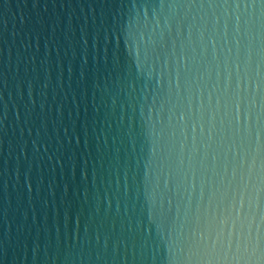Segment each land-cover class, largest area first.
<instances>
[{
	"label": "water",
	"instance_id": "95a60500",
	"mask_svg": "<svg viewBox=\"0 0 264 264\" xmlns=\"http://www.w3.org/2000/svg\"><path fill=\"white\" fill-rule=\"evenodd\" d=\"M0 264H264V0H0Z\"/></svg>",
	"mask_w": 264,
	"mask_h": 264
}]
</instances>
